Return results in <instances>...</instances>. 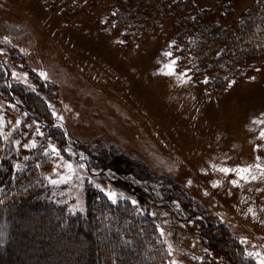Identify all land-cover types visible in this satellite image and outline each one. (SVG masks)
I'll return each instance as SVG.
<instances>
[{"label":"rangeland","instance_id":"obj_1","mask_svg":"<svg viewBox=\"0 0 264 264\" xmlns=\"http://www.w3.org/2000/svg\"><path fill=\"white\" fill-rule=\"evenodd\" d=\"M82 1L68 19L46 0H0V160L19 170L44 157L50 198L73 214L86 213L91 191L129 202L156 221L170 264H224L174 183L264 264V57L213 93L179 63L172 22L128 43L113 0ZM191 1L202 11L222 0ZM224 1L221 22L231 25L257 0ZM19 88L39 98L52 125L24 107ZM41 221L29 212L19 222L12 264L28 254L20 264H38L52 250L39 247Z\"/></svg>","mask_w":264,"mask_h":264},{"label":"trees","instance_id":"obj_2","mask_svg":"<svg viewBox=\"0 0 264 264\" xmlns=\"http://www.w3.org/2000/svg\"><path fill=\"white\" fill-rule=\"evenodd\" d=\"M46 1L52 11L68 19L84 9L82 0ZM112 2L115 9L112 22L128 43L144 33L154 32L163 23L172 22L179 63L189 66L195 78L204 81L213 93L222 92L239 79L244 69L251 67L247 64L249 60L264 57V0H257L231 25L221 22L229 8L224 0L214 9L202 11L191 0ZM20 89L17 91L21 94ZM20 96L29 112L52 125V118L35 94ZM3 148L0 135V155ZM37 161H26L24 168L16 170L8 159L0 160V224L4 226L0 254L4 262L17 261L15 253L25 236L18 224L32 212L42 220L33 226L45 235L38 240L39 247L41 243L44 247L48 243L52 246V250L47 248L42 254L38 264H170L157 223L148 214L137 211L127 201L113 203L103 193L94 191L87 193L86 213L73 214L66 205L50 198L43 177L47 163L44 157ZM114 171L125 174L118 168ZM173 190L190 212V218L201 225L206 247L219 255L224 264H255L223 224L215 222L202 208L191 206L194 200L181 186L173 183ZM11 229L16 232L13 243ZM25 257L19 264L28 260L29 254Z\"/></svg>","mask_w":264,"mask_h":264}]
</instances>
